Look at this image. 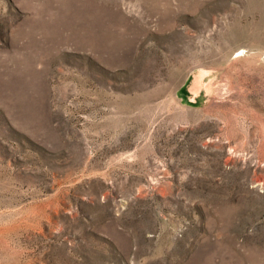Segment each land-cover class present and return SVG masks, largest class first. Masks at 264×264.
Wrapping results in <instances>:
<instances>
[{
  "label": "rangeland",
  "instance_id": "rangeland-1",
  "mask_svg": "<svg viewBox=\"0 0 264 264\" xmlns=\"http://www.w3.org/2000/svg\"><path fill=\"white\" fill-rule=\"evenodd\" d=\"M0 264H264V0H0Z\"/></svg>",
  "mask_w": 264,
  "mask_h": 264
},
{
  "label": "bare ground",
  "instance_id": "bare-ground-1",
  "mask_svg": "<svg viewBox=\"0 0 264 264\" xmlns=\"http://www.w3.org/2000/svg\"><path fill=\"white\" fill-rule=\"evenodd\" d=\"M207 83H208V81H207ZM209 83H210V81H209ZM210 85V84H209ZM197 87V86H196ZM208 88V87H207ZM197 89V88H196ZM209 89V88H208ZM205 90V89H204ZM206 92V91H205Z\"/></svg>",
  "mask_w": 264,
  "mask_h": 264
}]
</instances>
